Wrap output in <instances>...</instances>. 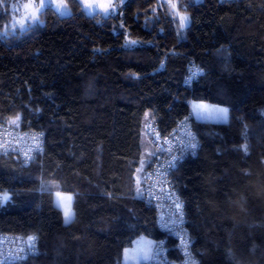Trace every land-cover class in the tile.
<instances>
[{"label": "trees", "instance_id": "obj_1", "mask_svg": "<svg viewBox=\"0 0 264 264\" xmlns=\"http://www.w3.org/2000/svg\"><path fill=\"white\" fill-rule=\"evenodd\" d=\"M65 1L70 15L47 7L0 36V125L42 133L44 148L29 165L0 156V234L38 236L9 264H123L139 236L178 262L135 175L146 113L165 137L194 100L229 118L190 117L199 148L171 177L190 250L198 264H264V0H177L190 16L180 32L159 0H128L115 16ZM8 22L0 8V31ZM55 191L73 195L69 223Z\"/></svg>", "mask_w": 264, "mask_h": 264}, {"label": "built area", "instance_id": "obj_2", "mask_svg": "<svg viewBox=\"0 0 264 264\" xmlns=\"http://www.w3.org/2000/svg\"><path fill=\"white\" fill-rule=\"evenodd\" d=\"M156 153L143 172V197L156 211L157 226L175 242L181 255L178 262H170L164 241L155 244V250L148 264H198L190 250V238L186 228L184 203L172 181V174L187 157L194 156L199 144L191 125L185 118L177 123L168 136L162 137L152 124L147 129ZM194 138V139H193ZM195 143V147L191 144ZM43 134L37 131H22L9 125H0V156L18 158L24 165L43 156ZM3 197L0 196V204ZM177 203L180 207L177 208ZM34 241L15 235L0 234V264L20 262L34 253L38 236Z\"/></svg>", "mask_w": 264, "mask_h": 264}, {"label": "rangeland", "instance_id": "obj_3", "mask_svg": "<svg viewBox=\"0 0 264 264\" xmlns=\"http://www.w3.org/2000/svg\"><path fill=\"white\" fill-rule=\"evenodd\" d=\"M80 2V5L83 9V11L87 15H94L96 13H99L103 16H115L117 14H120L128 2V0H78ZM160 3H162L169 11L170 16L179 22L180 29L178 28V32H180L182 29H185L189 23H190V16L188 13H183L180 11L178 6L177 0H159ZM195 2H200L202 0H194ZM41 0H0V8L4 11H7L9 13V22L5 24L2 31H0V36H7L12 33L16 32H22L23 30L40 23V14L43 10H45L47 7H51L58 13L60 16H68L71 14V11L66 3L65 0H44L45 7L42 8L36 15L35 19H32L31 13L33 9L31 7L25 8L24 6L26 4L28 5H39ZM113 4L116 6V10L112 12L111 10L109 13H105L103 8L100 7V5H107V4ZM175 3L177 7L173 9L171 5ZM94 5L95 10H91L86 7V5ZM179 15H178V14ZM186 16L187 21L183 27H181V21L180 17ZM23 20L24 21V27H20V25L17 23V21ZM129 40V39H127ZM205 105L210 108H224L227 109V120L229 118L228 114V108L224 105H218L213 104L205 101H190L189 107H190V116L191 118L199 121H207V122H217L212 119H200L197 117L193 110V105ZM151 112H147L144 118L143 123V129L141 133V157L139 160V166L136 171L135 179H136V192L137 195L140 196L143 194V188H142V181H143V171L146 167V165L150 162V160L155 155V148L152 144L151 138L147 135V129L150 125H155L153 118L151 119ZM51 186L55 190L57 188V184L55 182L51 183ZM59 193L60 197L63 198V203L65 205H69L71 207V211L73 213L72 219L74 217V212L72 209V203H73V195L71 193H64L55 191L53 193V199L55 204L62 210L63 214V220L65 222V216H64V208L60 206L58 202L57 194ZM70 198V200L68 199ZM71 219V220H72ZM155 250V244L154 241L146 236H139L134 240L131 246L126 247L122 253V263L123 264H148L153 256Z\"/></svg>", "mask_w": 264, "mask_h": 264}, {"label": "snow or ice", "instance_id": "obj_4", "mask_svg": "<svg viewBox=\"0 0 264 264\" xmlns=\"http://www.w3.org/2000/svg\"><path fill=\"white\" fill-rule=\"evenodd\" d=\"M25 8H29L31 7L33 9L32 13H31V16H32V19H35L36 18V15L37 13L45 7V4H44V0H41L40 4L39 5H28L26 4L24 6ZM87 8L91 9V10H95V6L94 5H86ZM100 7L103 8L104 12L105 13H109V11L111 10L112 12H114L116 10V6L109 3L107 5H100ZM171 7L173 9H175L177 7V5L175 3H173L171 5ZM178 14V13H177ZM179 15V14H178ZM180 21H181V27H183L187 21V17L186 16H181L180 17ZM17 23L20 25V27H24V21L23 20H20V21H17ZM130 43L132 44H135L136 41H130ZM191 73H192V76H196L200 73V69L198 68H195L193 70H190ZM193 110L195 112V114L197 115L198 118L200 119H212V120H215L217 122H226L227 120V109H224V108H210L208 106H205V105H193ZM19 119V117H17V120ZM12 123H15V121H13ZM194 139V138H193ZM195 143H192L191 144V147H195ZM57 197H58V202L60 204V206H62L64 208V216H65V223H69L71 222V219H72V211H71V207L69 205H65L63 203V198L60 197L59 193L57 194ZM3 199L4 200H7L8 199V196L7 194H4L3 196ZM70 200V198H68ZM180 205L179 203H177V208H179ZM34 237H29L28 240L29 242L31 243L32 241H34Z\"/></svg>", "mask_w": 264, "mask_h": 264}, {"label": "crops", "instance_id": "obj_5", "mask_svg": "<svg viewBox=\"0 0 264 264\" xmlns=\"http://www.w3.org/2000/svg\"><path fill=\"white\" fill-rule=\"evenodd\" d=\"M190 117H191V116H190ZM150 161H151V160H150ZM148 164H149V163H148ZM148 164H147V165H148ZM147 165H146V166H147Z\"/></svg>", "mask_w": 264, "mask_h": 264}, {"label": "bare ground", "instance_id": "obj_6", "mask_svg": "<svg viewBox=\"0 0 264 264\" xmlns=\"http://www.w3.org/2000/svg\"><path fill=\"white\" fill-rule=\"evenodd\" d=\"M188 118H190V117H188Z\"/></svg>", "mask_w": 264, "mask_h": 264}]
</instances>
